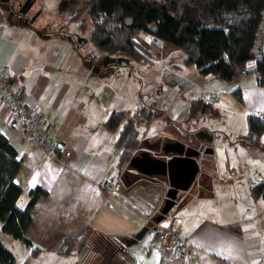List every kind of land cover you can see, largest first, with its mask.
Here are the masks:
<instances>
[{
    "label": "crops",
    "instance_id": "obj_1",
    "mask_svg": "<svg viewBox=\"0 0 264 264\" xmlns=\"http://www.w3.org/2000/svg\"><path fill=\"white\" fill-rule=\"evenodd\" d=\"M80 38L82 42L74 33L57 36L49 30L25 36L10 31L0 19V68L5 69L9 83L21 91L27 104L45 110L48 133L72 146L70 156L63 162L24 139L17 114L0 99V132L23 158L15 174L23 187L17 204L26 206L36 186L47 191L37 198L33 219L25 232L7 234L8 240L1 233L17 261L24 243L22 237H26L39 248L32 251V246L24 243L27 253L22 262L50 264L66 260V264H75L80 259L77 255L81 252L83 230L87 229L123 243L116 255L136 257L140 264H264V199L252 192L253 184L264 179V159L250 162L255 177L245 187L235 185V176L221 177L208 160L214 158L213 152L202 158L213 174L205 172L188 196L174 207L182 217V235L194 244L197 257L190 261L166 258L158 249L157 227L169 220L165 217L164 223H157L152 218L159 212L167 186L152 189L149 180L140 183L143 175L129 165V160L120 159V128L105 123L111 110L131 113L141 104L151 106L138 96L141 82L145 85V77L141 78L148 68L144 67L161 66L162 82L177 89L175 98L185 102L189 98L192 114L193 99L204 100L209 89L220 87L226 92L239 90L242 99L234 95L247 115L264 111V85L256 74L250 72L227 82L212 73L199 72L194 64L164 65L162 61L179 48L166 40H159V46L148 41L153 59L139 62L125 54L96 48L90 38ZM64 40L66 47H60ZM254 65V60L249 62V67ZM173 120L169 118L165 127L177 136H166L164 141H183L188 136L194 141L190 144L199 147L196 133ZM156 123L153 119L144 133ZM260 143L246 144L256 147ZM148 224L142 237L125 244ZM120 260L125 264L124 259Z\"/></svg>",
    "mask_w": 264,
    "mask_h": 264
},
{
    "label": "trees",
    "instance_id": "obj_2",
    "mask_svg": "<svg viewBox=\"0 0 264 264\" xmlns=\"http://www.w3.org/2000/svg\"><path fill=\"white\" fill-rule=\"evenodd\" d=\"M83 7L88 9L93 23L89 38L108 53L125 54L139 62L151 61L149 47L136 39L146 31L153 45L166 40L178 46L184 53L183 64H194L203 74L212 73L230 82L254 72L264 85V0H85ZM84 25L81 22L82 28ZM252 60L255 65L249 67ZM234 93L242 99L238 89ZM202 101L193 99L191 110L198 109ZM157 115L155 109L144 104L131 113L124 109L110 111L105 123L120 128L117 143L123 146L122 162L134 154L140 142V126L147 128ZM247 122L243 142L259 144L264 117L249 113ZM22 161L9 138L0 132V264H29L27 260L17 261L1 233L25 232L33 219L37 198L47 192L36 186L31 189L26 206L17 204L23 187L15 180V174ZM252 192L264 199V179L253 184ZM83 235L82 245L86 248L93 243L102 264H123L115 253L123 243L94 230L85 229ZM96 236L100 238L95 240ZM22 240L32 246V251L39 248L26 237Z\"/></svg>",
    "mask_w": 264,
    "mask_h": 264
},
{
    "label": "rangeland",
    "instance_id": "obj_3",
    "mask_svg": "<svg viewBox=\"0 0 264 264\" xmlns=\"http://www.w3.org/2000/svg\"><path fill=\"white\" fill-rule=\"evenodd\" d=\"M84 1L0 0V19L4 26L10 27V31L25 36L33 35L39 30L42 33L49 30L57 36L61 34L68 36L74 33L76 40L82 42L83 39L80 37L89 39V32L93 24L88 9L83 7ZM81 22L85 23L84 28L81 27ZM42 28L46 31H42ZM148 35H150L149 32L143 31L139 33L138 39L141 43L150 47L152 44H150V37V40H148ZM63 42L60 47L65 46L67 43L65 40ZM166 46L168 47V44ZM96 48L99 47L96 46ZM183 55V51L178 48L165 59L166 62L165 60L162 62L164 65L166 63L167 65L177 67L182 64ZM144 68H148L144 70V75L141 72V79L143 80V76L145 77V85L141 82L138 96L142 103H148L151 105L150 107L158 112V115L154 118L158 126L155 124L150 127L146 134L144 130L147 128L140 126V142L135 151L151 149L155 155L162 154L160 148L165 137L177 136L176 134L169 133L165 127V124L171 118L184 129L192 130L194 134L196 133L197 137H194L200 141V148L208 146L213 148L214 158L208 160L221 172V177L235 176L237 177L235 185L246 187L249 179L252 180L255 177V174L250 171V162L259 158L264 159V139L261 140V146L257 145L256 147L243 142L244 135L248 129V122L247 114L242 108L241 101L233 92H225L218 100H203L200 107L192 114L190 112L189 98H187L186 102L183 98H175L177 89L170 88L168 84L162 82L160 77L161 66L157 65V68L155 66L153 68ZM202 138L204 139L202 140ZM183 141L188 144L194 142L189 140L188 136L183 138ZM146 182L150 184L152 189L153 187L158 188L161 185L168 186V182L164 179L142 176L140 183L146 184ZM193 187L194 185L191 187V190ZM165 220L166 218L159 223H164ZM2 235L5 240H8L7 236L9 235L6 233H2ZM99 238V236H96L95 240ZM82 246V244L79 246L81 252H78L77 255V260L79 256L80 259L75 264H89V262L102 264L100 258L95 255L93 243L91 247L85 248ZM21 249L20 251L17 250L19 251L17 254L19 263L22 262L27 253V247L24 243ZM122 256L123 254H120L119 258L124 259L125 264H140L136 257L132 259L131 256ZM50 264H66V260H54Z\"/></svg>",
    "mask_w": 264,
    "mask_h": 264
},
{
    "label": "built area",
    "instance_id": "obj_4",
    "mask_svg": "<svg viewBox=\"0 0 264 264\" xmlns=\"http://www.w3.org/2000/svg\"><path fill=\"white\" fill-rule=\"evenodd\" d=\"M226 88L209 89L204 100H218ZM0 99L3 100L9 109L17 114V124L21 128L24 139L31 141L43 151L53 154L65 162L71 154L72 146L64 144L57 137L48 133L44 123L45 110L27 104L22 98L21 91L14 89L9 83L5 69L0 68ZM254 115L264 117L263 110H257ZM166 217L169 222L166 225L157 227L158 249L163 257L180 258L185 261L197 257L194 244L182 235V217L174 206L168 211Z\"/></svg>",
    "mask_w": 264,
    "mask_h": 264
},
{
    "label": "water",
    "instance_id": "obj_5",
    "mask_svg": "<svg viewBox=\"0 0 264 264\" xmlns=\"http://www.w3.org/2000/svg\"><path fill=\"white\" fill-rule=\"evenodd\" d=\"M160 151V155L153 154L151 149L136 151L129 159V165L140 174L168 182L164 201L152 218L157 223L165 219L174 205L188 196L191 187L200 181L205 172L213 174L202 163V158L213 152L210 146L201 149L179 139H169L163 142ZM148 228L149 224L125 244L142 237Z\"/></svg>",
    "mask_w": 264,
    "mask_h": 264
},
{
    "label": "flooded vegetation",
    "instance_id": "obj_6",
    "mask_svg": "<svg viewBox=\"0 0 264 264\" xmlns=\"http://www.w3.org/2000/svg\"><path fill=\"white\" fill-rule=\"evenodd\" d=\"M197 147V146H196ZM200 148V147H199ZM201 149H204V148H201ZM143 177H145L144 175H143ZM147 177V176H146Z\"/></svg>",
    "mask_w": 264,
    "mask_h": 264
}]
</instances>
